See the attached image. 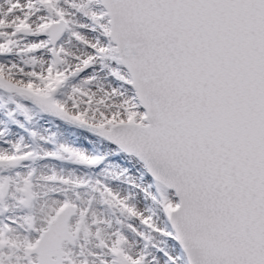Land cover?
<instances>
[{
	"label": "snow or ice",
	"instance_id": "6c2138e0",
	"mask_svg": "<svg viewBox=\"0 0 264 264\" xmlns=\"http://www.w3.org/2000/svg\"><path fill=\"white\" fill-rule=\"evenodd\" d=\"M0 264H264V0H0Z\"/></svg>",
	"mask_w": 264,
	"mask_h": 264
},
{
	"label": "rangeland",
	"instance_id": "374dc122",
	"mask_svg": "<svg viewBox=\"0 0 264 264\" xmlns=\"http://www.w3.org/2000/svg\"><path fill=\"white\" fill-rule=\"evenodd\" d=\"M67 135H69L70 139H73V137H83L84 139V136L86 135L85 133H82V132H78L76 130H71L69 133H67ZM73 140H77V142L79 143L78 139H73ZM86 143L87 141L84 140ZM71 166V165H69Z\"/></svg>",
	"mask_w": 264,
	"mask_h": 264
},
{
	"label": "bare ground",
	"instance_id": "6f19581e",
	"mask_svg": "<svg viewBox=\"0 0 264 264\" xmlns=\"http://www.w3.org/2000/svg\"><path fill=\"white\" fill-rule=\"evenodd\" d=\"M73 139H78L79 142H83L85 145H87V143L84 141L83 137H73Z\"/></svg>",
	"mask_w": 264,
	"mask_h": 264
}]
</instances>
